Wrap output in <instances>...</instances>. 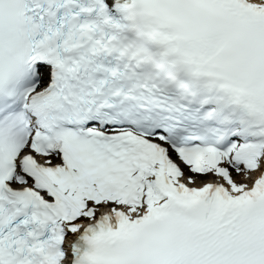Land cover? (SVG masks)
Returning a JSON list of instances; mask_svg holds the SVG:
<instances>
[{
  "label": "snow or ice",
  "instance_id": "6c2138e0",
  "mask_svg": "<svg viewBox=\"0 0 264 264\" xmlns=\"http://www.w3.org/2000/svg\"><path fill=\"white\" fill-rule=\"evenodd\" d=\"M0 264H264V0H0Z\"/></svg>",
  "mask_w": 264,
  "mask_h": 264
}]
</instances>
